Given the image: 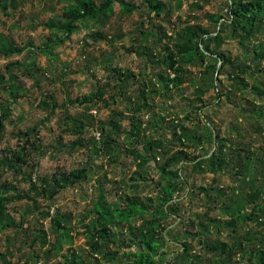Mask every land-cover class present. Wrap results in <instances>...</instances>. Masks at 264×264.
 Returning <instances> with one entry per match:
<instances>
[{
    "label": "rangeland",
    "instance_id": "obj_1",
    "mask_svg": "<svg viewBox=\"0 0 264 264\" xmlns=\"http://www.w3.org/2000/svg\"><path fill=\"white\" fill-rule=\"evenodd\" d=\"M75 1L0 0V264H132L130 254L144 251L140 241L146 242L157 224L143 232L146 214L130 222L134 235L124 223L118 242L100 239L94 203L102 191L111 209L124 207L126 198L147 206V197L157 196L152 183L157 167L180 152L188 157L173 169L188 183L174 194L178 212L159 231L167 242H160L163 255L154 264H259L264 15L246 38L225 27L230 0H154L164 6L159 15L150 11L149 0H123L133 13L115 3L103 19L78 23L76 34L66 39L49 27ZM89 1L100 7L106 0ZM258 1L264 0H243ZM202 30L212 38L223 30L206 56H176V47ZM11 49L19 52L7 56ZM216 54L226 63L218 75L222 63ZM171 55L178 84L158 77H175ZM12 63L17 66L9 68ZM130 74L134 77H126ZM97 91L100 99L94 97ZM142 95L148 106L136 113ZM86 101L93 104L88 111ZM81 115L87 124L78 133L74 120ZM132 119L142 125L129 137ZM101 123V138L110 134L115 142L109 152L96 138ZM15 155L26 161L10 169L6 161ZM194 157L202 162L197 165ZM220 160L225 165H218ZM82 168L86 177L77 184L52 198L38 193L45 179ZM200 187L207 195L198 194ZM226 207L241 210L230 216L221 211ZM54 214L65 217L60 232L51 221ZM209 220L219 225H208ZM96 240L102 245L98 251L92 249ZM184 242L189 250L177 257Z\"/></svg>",
    "mask_w": 264,
    "mask_h": 264
},
{
    "label": "trees",
    "instance_id": "obj_2",
    "mask_svg": "<svg viewBox=\"0 0 264 264\" xmlns=\"http://www.w3.org/2000/svg\"><path fill=\"white\" fill-rule=\"evenodd\" d=\"M14 1V0H12ZM264 1H258V2H251L250 4H244L243 0H230V11H229V21L225 22V27L231 28L232 34L235 35L236 33L240 32L242 37H250L257 26L260 24V16L264 15ZM117 3L123 11H128L129 13L134 12V8L128 5L123 0H106L103 4H101L100 7H96L92 2L89 0H76L72 5H68L67 7L62 8L61 16L59 23L57 25L50 24L51 30H57V32L61 33L62 36H65L66 39H70L72 36L76 34L78 31V23H82L88 19L95 20L96 22L100 19H103L110 11L112 6ZM8 4V3H7ZM3 4L1 6L2 11L6 14V10L8 5ZM163 4L159 2H155L154 0H149V9L151 12L156 13V15H159L162 11ZM136 10V9H135ZM224 30V29H223ZM217 34V36L214 38L210 37L208 32L205 30L201 31L200 34H190L189 38L186 42H184L182 45H179L176 47L177 52L176 56H181L185 53H191L198 54L200 56V59L204 58L206 56V52L209 51L210 43L216 39H218L221 36L222 31ZM187 35V34H186ZM209 37V39H207ZM197 38V41H196ZM207 41V43H206ZM13 52H19V50H10L8 51V55L13 54ZM154 54L150 55V57H153ZM216 57V58H215ZM216 61H220L222 63V67L218 73L226 66L225 60L222 55L216 54L213 57ZM168 59V65L169 69L174 72L175 77L170 78L167 76L166 78L163 75H158L159 79L163 82L174 83L178 84L180 82L179 78L176 74L179 73V69H176L177 62L174 59V56L171 55ZM262 59L260 58L259 61ZM9 68H12L14 66H17L16 64L12 63L8 65ZM10 73V72H9ZM122 76V75H121ZM134 77L132 74L126 76V77ZM141 86L147 87V84H142ZM100 96H102V92H95L94 97L96 99H100ZM94 98L89 99L92 101ZM147 98H144L143 95L141 96V101L139 104L134 106V111L136 113H139L142 108H146L148 106V103H146ZM88 104L86 106V111H88L93 104L91 102L86 101ZM258 115H260V112H256ZM263 117V116H262ZM87 118L85 115H81L78 119L74 120V125L78 127L77 132L82 133L83 129L85 128L87 123H84L83 121H86ZM132 130L129 132V137L134 136V130L137 128H140L142 125V122L138 119L131 120ZM112 124V122H110ZM1 126V124H0ZM99 133L100 136L97 138V140H101V144L103 145V148L106 152H109L111 150V145H114V139L111 138V135H105L102 137V134L104 135V123H101L99 126ZM2 127H0L1 129ZM112 130L114 127L111 128ZM217 137V136H216ZM190 138L192 141H198L195 139L192 134L190 135ZM79 143V141H74V143ZM188 155L186 152H180L178 154H175L174 157L167 159L162 165L157 167L158 175L155 181H153V189L157 191L156 199L153 200L151 197H147V206H145V203L139 201L138 199L134 198H126V204L122 208L115 207L111 209L108 205V203L105 201L104 193L100 191L99 198L94 203L93 208V214L97 217L96 222L101 230H102V236H100V239L110 240L114 242L119 241V232L123 230V224L128 223L129 233L134 235L133 230H135V226L131 225L130 222L134 218H143L147 214V223H145V226L143 227L142 231H152L153 230V223L155 222L157 224V231H154V233L151 234L149 239L146 242L140 241V244L142 245V250H138L136 253H129L130 258H133L132 264H154L156 261L157 256H162L163 254H160L158 251L161 247L160 242H167L163 234H161L159 231H163L167 228V226L163 225L166 218L173 217L178 211V204H176L177 198L174 194L178 192V190L181 189V186H187V181L183 180L181 175L179 174V169H173L177 164L179 165L181 162H184L187 159ZM114 158V157H113ZM118 156L114 158L115 161H117ZM25 159H23L21 156L15 155L10 160L6 161V164L10 167V169H15L17 167L18 162L25 163ZM193 161L196 162L197 165L200 164V162H197L196 157L193 158ZM218 165H225L224 161H219L217 163ZM140 174H137V179H140ZM86 177V169H74L71 170L67 175H62L61 177H53L52 179H45L44 184L45 186L38 192L42 196L50 197L52 198L55 193L61 192L63 189L73 186L80 181L81 178ZM51 184V185H50ZM198 194H204L207 195V188L200 187L198 188ZM49 193V194H48ZM155 205V207H154ZM240 208L235 210L234 212H230L227 207L222 208V212L225 214H229L230 216H236L237 213L240 212ZM3 215V209H0V216ZM64 216H61L60 214H54L51 221L53 222V225L55 226V231H62L63 226L61 224V221L64 219ZM202 216H199L197 221L199 222L200 227H202ZM248 219V218H246ZM240 221H245L244 218H241ZM207 222V221H206ZM208 225H212L214 227H217L219 224L216 223L214 220H209ZM240 222H235L234 225L236 226ZM93 227V226H92ZM208 226L205 227V230ZM210 227V226H209ZM233 228V227H232ZM111 229H114L111 230ZM92 230H90L91 232ZM108 233V234H107ZM141 234V233H140ZM186 234H190V232H186ZM204 234V232H203ZM138 236V234H137ZM184 251L177 253V257H183L189 250L188 243H183ZM102 248V245L100 243V240H96L92 243V249L94 251H98ZM213 249V248H212ZM225 245H222V251H224ZM214 250V249H213ZM260 261L259 264H264V249L257 250ZM128 254V256H129ZM167 264H170L167 262ZM192 264V263H191ZM225 264V263H223Z\"/></svg>",
    "mask_w": 264,
    "mask_h": 264
},
{
    "label": "built area",
    "instance_id": "obj_3",
    "mask_svg": "<svg viewBox=\"0 0 264 264\" xmlns=\"http://www.w3.org/2000/svg\"><path fill=\"white\" fill-rule=\"evenodd\" d=\"M98 133V136H97V138L100 136V133L99 132H97Z\"/></svg>",
    "mask_w": 264,
    "mask_h": 264
}]
</instances>
